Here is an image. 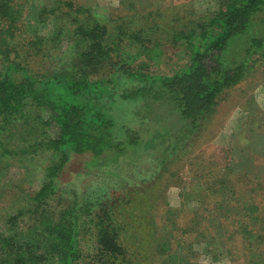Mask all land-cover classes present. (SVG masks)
<instances>
[{
    "label": "trees",
    "instance_id": "obj_1",
    "mask_svg": "<svg viewBox=\"0 0 264 264\" xmlns=\"http://www.w3.org/2000/svg\"><path fill=\"white\" fill-rule=\"evenodd\" d=\"M26 1L0 0V132L25 116V103L31 101L46 111L57 135L18 151L5 147L0 139L1 154L28 151L31 146L52 153L42 183L30 198L34 208L29 211L35 213L32 224L23 233L0 234V264H81L80 233L85 218L95 226L97 237L92 256L96 258L88 264H201L192 252L193 243L208 247L209 264L223 258L227 259L224 264H264V199L258 200L264 186L251 185L254 183L246 174L237 184L214 181V188L213 184L206 187L208 193L199 192L189 219L183 225L163 228L170 238L161 245L151 231L153 218L139 215L137 209L121 219L109 208L112 199L129 188L112 185L100 194L97 191L103 188L80 189L60 177L76 154H89L90 164L109 165L136 147L154 145L163 136L156 126L160 123L173 137L159 152L161 161L175 154L181 143L168 126L181 121L186 133L194 134L209 120L218 94L239 82L253 63L264 57V0H215V9L193 13L165 42L144 35L142 26L124 29L122 24L109 33L105 27L82 23L75 25L72 33L63 28L53 30V26L51 36L41 37L30 30L32 36L24 24ZM55 3L40 7V21L49 17L56 21L54 11L63 5L59 0ZM65 5L71 11L80 10ZM17 33L18 38L12 40ZM62 34L83 38L85 44L69 59L48 58L51 54L43 52L41 70H33L32 49L37 50L36 57L44 51L45 43L55 46ZM165 43L177 49L179 64L162 71L157 69L162 60L158 58L166 53ZM121 100L137 102L134 113L118 122L115 105ZM134 122L139 128L131 125ZM146 134L152 136L144 138ZM228 190H234L231 197ZM210 195L218 200L214 212H226L221 226L204 220V201L208 204L205 199ZM63 197L67 206L56 218L42 206ZM226 201L232 206L228 208ZM211 225L219 234L209 233ZM174 232L192 240L182 241L183 246L174 251ZM214 239L225 245L218 253L211 247ZM156 255L159 262L154 260Z\"/></svg>",
    "mask_w": 264,
    "mask_h": 264
},
{
    "label": "rangeland",
    "instance_id": "obj_2",
    "mask_svg": "<svg viewBox=\"0 0 264 264\" xmlns=\"http://www.w3.org/2000/svg\"><path fill=\"white\" fill-rule=\"evenodd\" d=\"M55 1L57 0L26 1L27 8L23 10H27V20L24 24L29 34L33 36L32 32H36L41 37H48L51 36L53 26V30L63 28L72 33L73 27L82 23H94L99 25V28L105 27L109 33L117 25L122 24L124 29L126 27L138 29L142 26L144 35L158 37L160 41L165 42L172 34L170 32L180 27L181 22L190 19L193 13H203L216 8L215 0H59L63 6L57 5L61 10L54 11L56 21L52 17L40 21V7L52 5ZM64 1L69 7L74 9L79 7L80 10L78 12L69 10ZM20 25L18 23V27ZM18 36L19 33L11 39L14 40ZM60 38L55 46L45 43L42 46L44 51L42 50L36 57L34 53L37 50L32 49L33 58L30 59V66L33 70H41L43 52L51 54L48 58L69 59L85 44L83 38L74 39L66 34H62ZM170 46L166 43L163 46L166 53L158 58L162 57V60L157 69L167 71L179 64L175 53L177 49L171 44ZM216 100L217 104L209 120H206L194 134L186 133L181 121H173L168 126L172 133L179 136L178 140L181 143L176 148V153L169 159L161 161L159 152L173 142V137L169 135L170 133L167 134L165 131L167 129L160 123L156 126L161 129L163 136L157 138L154 145L136 147L133 153L128 151V155L109 165L90 164L87 162L89 154H76L61 172V181L88 191L103 188L97 191L100 194L112 185L129 188L125 194L113 198L109 208L115 210V215L121 219L123 215L138 209L137 213H141L139 215L153 218L151 231L154 232L153 237L155 234L158 238L160 245L168 243L170 234L165 233L166 229L163 228L166 225L168 228L183 225L190 217L189 211L197 205L199 192L208 193L206 187L211 186L214 181L217 184L236 181L237 184V179L246 174L254 183L251 185L264 186V57L255 61L239 82L219 93ZM136 102L121 100L115 105L118 122L120 118L125 119L134 113ZM24 110L25 116L14 119L0 132V139L5 147L12 150L26 149L39 139H51L57 135V127L45 110L36 107L31 101L25 103ZM131 125L139 128V123L134 122ZM185 133L188 135L182 140L180 136L186 135ZM150 136L152 135H143L144 138ZM31 147L28 151L15 154L0 153V234L3 236L25 232L35 217V213L29 211L34 208L30 198L42 183L44 167L51 161L52 153L49 149L34 150ZM215 186L213 184L212 188ZM240 186L247 188L245 185ZM219 187L223 191V188ZM250 187L249 185L248 189ZM219 192L216 194L217 199L221 198ZM231 193H234V190H228V196L231 197ZM214 197L215 195L206 197L208 204L204 201L206 216L204 220L209 222L208 225L214 221L215 225L218 223L221 226L226 212L224 209L214 212L217 204L215 201H218ZM263 199L264 192H260L258 200ZM226 205L228 208L232 206L227 201ZM42 206L56 218L59 211L67 206V201L64 197L51 199ZM135 206L136 209L133 208ZM135 218L139 219L138 216ZM209 233L219 234L212 225ZM188 240L192 238L180 237L174 232L171 247L174 251H179L183 246L182 241ZM145 241L150 243L148 239ZM210 242L216 253L225 246L215 239ZM96 245V228L85 218L80 233L83 255L81 264H88L91 259L94 261L96 257L92 256ZM191 246L192 252L196 253L201 264L211 262L205 244L193 243ZM154 260L160 261V257L156 255ZM226 262L227 259L223 258L213 263Z\"/></svg>",
    "mask_w": 264,
    "mask_h": 264
}]
</instances>
